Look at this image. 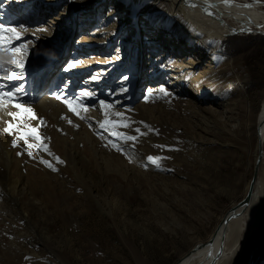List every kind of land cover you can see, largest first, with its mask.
<instances>
[{
  "label": "rangeland",
  "instance_id": "rangeland-1",
  "mask_svg": "<svg viewBox=\"0 0 264 264\" xmlns=\"http://www.w3.org/2000/svg\"><path fill=\"white\" fill-rule=\"evenodd\" d=\"M176 13L167 0H0V28L19 34H2L0 77L18 78L0 91L21 89L0 106V264H174L244 197L264 34L206 42ZM8 121L47 151L13 147ZM254 220L227 264H264V199Z\"/></svg>",
  "mask_w": 264,
  "mask_h": 264
},
{
  "label": "bare ground",
  "instance_id": "bare-ground-1",
  "mask_svg": "<svg viewBox=\"0 0 264 264\" xmlns=\"http://www.w3.org/2000/svg\"><path fill=\"white\" fill-rule=\"evenodd\" d=\"M167 1L171 4V7L173 5L178 7V13L173 14L175 18L180 14L183 17L180 19V22L186 28L193 30L206 42L215 38H227L236 31H255L264 34V0ZM168 14L170 15V13ZM27 60L28 57L24 62ZM2 61L5 62L1 57L0 62ZM5 66L6 65H3V69H6L4 68ZM80 71L81 69L74 68V72ZM87 80L89 79L83 80L82 85H85ZM54 109H56L55 111L57 113L64 112L59 109L58 102L52 107V110ZM34 110L40 115L43 113L40 107H34ZM256 121L262 124L260 131L262 140H264V97L259 103V112ZM9 153L10 150H7L6 158L4 159V162L7 164L11 161L8 155ZM262 161H264V158ZM262 199H264V174L260 172L258 173L253 187L249 203L246 206H237L235 209L237 214L230 216L228 218L229 220L222 225L217 223L206 241L194 243V245L174 264L230 263L241 245L242 238H246L247 234L255 229L257 222L254 220V213L257 204H259ZM236 204L237 202L232 206ZM231 207L228 208V210L231 209ZM223 215L220 217L219 221L222 220ZM237 225L238 227H236ZM212 239L213 242L211 243Z\"/></svg>",
  "mask_w": 264,
  "mask_h": 264
},
{
  "label": "snow or ice",
  "instance_id": "snow-or-ice-1",
  "mask_svg": "<svg viewBox=\"0 0 264 264\" xmlns=\"http://www.w3.org/2000/svg\"><path fill=\"white\" fill-rule=\"evenodd\" d=\"M7 31L8 33H10L11 35L15 36L16 38H19V34L16 33L13 29L9 28L7 30H5L4 28H0V49H4V38H3V33ZM6 50H12V49H6ZM16 50H19V49H16ZM13 63L17 66V67H23V64L20 62V61H13ZM72 66H75V65H72ZM18 77L16 76H11V77H0V79H17ZM126 79V77H125ZM21 91L20 88H17L15 90V93L12 92V91H8V92H4V91H0V106L3 105V102L5 101V99L9 100V101H12L13 97L16 95V93H19ZM161 92H164L165 95H167V93L165 92V90L163 88L160 89ZM67 106L69 107V109L71 111H74L76 115H80L79 111H77V106H80L78 105V102H77V105H74L72 101H67L65 100L64 101ZM101 106L102 107H110L109 105H105L103 101L100 102ZM14 107L16 108H21V104L20 103H14L13 104ZM82 107V106H80ZM25 112H31L32 110L29 109V108H25L23 109ZM8 115L10 117H12L13 119H15L17 116H19V112H9ZM117 115H120L119 113H117ZM33 119H35L36 117L33 116L32 117ZM83 118V117H81ZM41 123L43 124V120L41 119ZM71 123V121H70ZM107 125H111L112 127H117V126H120V125H117V124H114L113 122L109 121V120H105L103 122L100 123V128H105ZM123 126H127V125H123ZM151 130V129H150ZM3 132L5 134H8V135H13L15 134V137L12 141H11V144L13 147H18V140H23L25 142V146L26 148L28 149H31L33 147H37V148H43L45 151H47V148L46 146H43V145H34V144H29L28 143V138L31 137L33 140L35 141H40L41 140V137L36 135L35 134V129L34 128H30L28 127L27 125H24L23 127H21L20 124H17L15 126V128L13 127V122L12 121H8L6 122V126L3 128ZM136 132L139 133L140 132V129L137 128L136 129ZM113 135L117 136L118 138L120 139H123L124 141H135L136 140V137L135 136H123L121 137L119 133H115L113 132L112 133ZM117 151H122L121 148L117 147L116 144L113 143L112 145ZM29 155V157H32L33 153L31 151H28L27 153ZM17 155H21L20 152L17 153ZM159 158L158 157H153V156H148L147 157V160L153 164H156L157 160ZM58 162H62V161H59V158H57ZM40 163H44L46 164V166L48 167H51V164H49L48 162L44 161V160H40ZM159 166V165H157ZM55 170V169H53Z\"/></svg>",
  "mask_w": 264,
  "mask_h": 264
},
{
  "label": "water",
  "instance_id": "water-1",
  "mask_svg": "<svg viewBox=\"0 0 264 264\" xmlns=\"http://www.w3.org/2000/svg\"><path fill=\"white\" fill-rule=\"evenodd\" d=\"M261 126L262 124L256 121V156L254 160V165H253V172L251 175V178L248 182L247 190L244 195V197L237 202L236 205L232 206L231 209L227 210L221 221L218 222V224H224L226 223L229 219L230 216H234L236 213L235 209L237 206H246L249 203L250 197L252 195V190L255 185L256 179L258 177V171H259V166L262 162V159L264 158V149H263V143H262V134H261ZM213 242V239L211 240V243Z\"/></svg>",
  "mask_w": 264,
  "mask_h": 264
}]
</instances>
